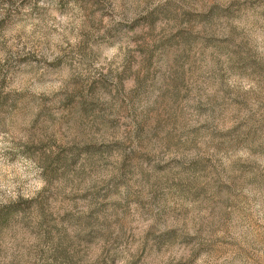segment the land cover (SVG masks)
I'll return each instance as SVG.
<instances>
[{
  "label": "clouds",
  "instance_id": "9594fccd",
  "mask_svg": "<svg viewBox=\"0 0 264 264\" xmlns=\"http://www.w3.org/2000/svg\"><path fill=\"white\" fill-rule=\"evenodd\" d=\"M0 264H264V0H0Z\"/></svg>",
  "mask_w": 264,
  "mask_h": 264
},
{
  "label": "rangeland",
  "instance_id": "374dc122",
  "mask_svg": "<svg viewBox=\"0 0 264 264\" xmlns=\"http://www.w3.org/2000/svg\"><path fill=\"white\" fill-rule=\"evenodd\" d=\"M60 163H62V161H60L59 159L52 161L49 167V171L52 175H55Z\"/></svg>",
  "mask_w": 264,
  "mask_h": 264
}]
</instances>
